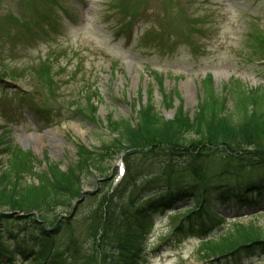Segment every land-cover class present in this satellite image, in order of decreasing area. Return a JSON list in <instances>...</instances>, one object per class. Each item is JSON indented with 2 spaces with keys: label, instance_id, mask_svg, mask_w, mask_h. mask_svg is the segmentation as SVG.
<instances>
[{
  "label": "rangeland",
  "instance_id": "1",
  "mask_svg": "<svg viewBox=\"0 0 264 264\" xmlns=\"http://www.w3.org/2000/svg\"><path fill=\"white\" fill-rule=\"evenodd\" d=\"M261 42L264 0H0V74L25 89L0 85V168L13 165L21 173L18 186L35 183L30 172L45 169V162L56 161L66 168L76 157L77 145L96 146L110 138L103 128L106 117H134L137 103L146 97L167 121L174 116L178 100L173 99L170 110L161 97L177 93L182 112L191 116L202 98L201 83L212 73L217 74L213 79L216 91L227 95L224 113L235 115L232 98L223 86L238 80L245 89L263 88L264 94ZM156 74L163 78L159 88ZM186 79L191 81L187 86L192 87V95L186 92ZM81 101H94L93 120L71 114ZM55 125L60 129L49 140L35 137ZM21 151L29 152L30 172L23 169ZM183 159L166 155L163 148H146L136 155L123 152L107 159L106 170L95 172L98 178L83 182V200L67 208L68 216L60 207L53 209L68 221L61 238L54 240L61 252L71 245L68 264H101L97 249H113L115 241L107 244L101 233L106 218L99 220L97 204L102 198L107 203L112 194L117 197L119 185L108 186L117 164L127 161L130 174L137 179V190L133 187L130 195L146 184L158 188L170 171L180 176L172 180L188 181L200 164L193 158ZM73 206H77L75 212ZM262 209L226 212L223 227L236 220L255 223L264 231ZM180 216L179 211H167L145 225L139 264L205 262L199 259L198 249L214 237L205 242H199L208 237L204 235L172 237L168 246L158 248ZM59 256L54 258L62 261ZM241 264H264V254Z\"/></svg>",
  "mask_w": 264,
  "mask_h": 264
},
{
  "label": "trees",
  "instance_id": "2",
  "mask_svg": "<svg viewBox=\"0 0 264 264\" xmlns=\"http://www.w3.org/2000/svg\"><path fill=\"white\" fill-rule=\"evenodd\" d=\"M258 45L264 54V42ZM162 79L156 74L158 88ZM201 85L202 98L191 116L182 112L181 100L174 93L172 97H161L166 109L174 108L173 99L178 100L170 120L164 119L148 97L137 103L134 117H106L103 128L111 134L110 138L96 146L77 145L76 157L65 169L58 162L49 161L45 169L30 172L26 160L29 152L23 153V169L30 172L35 183L18 186L21 173L13 165L0 169V264H14L17 258L27 260L29 255H33V264H68V253L62 261L54 258L63 255L54 246V240L60 238L58 235L68 221L53 209L60 207L68 216L67 208L82 195L83 182L89 177L98 178L100 175L95 172L106 170V160L122 152L136 155L146 148H163L172 158H193L201 168L195 166L194 176L182 182L172 180L173 176H180L170 171L157 192L152 194L147 186H142L138 193L130 195L127 194L134 187V177L127 170L114 193L117 197L112 195L107 203L102 198L97 204L99 220L106 218L101 233L108 239L107 244L115 241L113 249H97V263L139 264L145 225L156 214L186 200H193V204L176 210L182 211L180 220L168 232L171 237L209 235L220 229L224 226V206L228 213L257 206L258 197L264 199L263 89H245L238 80L224 85L233 102L235 115H231L224 113L227 95H219L210 76ZM96 108L94 102L79 103L72 113L93 120ZM197 148L199 152L194 154ZM76 207L73 206V212ZM228 225L224 233L220 230L213 236L216 239L210 244L199 247V259L211 260L210 264H239L264 254V231L260 226L238 221ZM94 228L95 223L91 229ZM43 239H50V244L43 243ZM171 239L167 237L158 248ZM93 243L96 245L94 232Z\"/></svg>",
  "mask_w": 264,
  "mask_h": 264
},
{
  "label": "bare ground",
  "instance_id": "3",
  "mask_svg": "<svg viewBox=\"0 0 264 264\" xmlns=\"http://www.w3.org/2000/svg\"><path fill=\"white\" fill-rule=\"evenodd\" d=\"M215 75H217V74H215ZM191 81L189 80V79H186V81H185V83H184V85H186L185 86V88H186V92L190 95H192V87H189V86H187V85H191V83H190ZM0 85H4L3 83L2 84H0ZM62 127H65V124H63L62 125ZM59 129H60V127H54L53 129H51V130H49V131H46V129H43V132H41L40 134L38 133V134H36L35 135V137L36 138H39V137H42V138H46V139H48L49 140V135L51 134V133H53L54 131H59ZM155 174V173H154ZM136 178H134V187L136 188V186H135V182H136ZM152 180V179H151ZM146 186L149 188V190H152V189H154V188H156L157 187V184H153V183H150V184H146ZM85 191V190H84ZM153 194V193H152ZM193 200H190V202L193 204V202H192ZM226 211L228 212V207L227 206H224V211H222V214H224V213H226ZM159 214V213H158ZM158 214H156V215H158ZM155 215V216H156Z\"/></svg>",
  "mask_w": 264,
  "mask_h": 264
},
{
  "label": "water",
  "instance_id": "4",
  "mask_svg": "<svg viewBox=\"0 0 264 264\" xmlns=\"http://www.w3.org/2000/svg\"><path fill=\"white\" fill-rule=\"evenodd\" d=\"M9 85H10V86H13V87L15 86L13 83H10V82H9Z\"/></svg>",
  "mask_w": 264,
  "mask_h": 264
}]
</instances>
